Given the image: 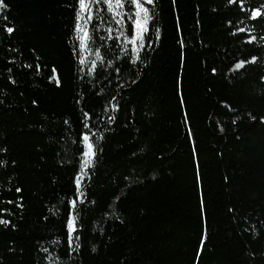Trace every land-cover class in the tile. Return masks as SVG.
I'll use <instances>...</instances> for the list:
<instances>
[{
  "label": "trees",
  "instance_id": "16d2710c",
  "mask_svg": "<svg viewBox=\"0 0 264 264\" xmlns=\"http://www.w3.org/2000/svg\"><path fill=\"white\" fill-rule=\"evenodd\" d=\"M4 2L0 264H264V0H153L138 56L98 4L87 63L80 0Z\"/></svg>",
  "mask_w": 264,
  "mask_h": 264
},
{
  "label": "rangeland",
  "instance_id": "374dc122",
  "mask_svg": "<svg viewBox=\"0 0 264 264\" xmlns=\"http://www.w3.org/2000/svg\"><path fill=\"white\" fill-rule=\"evenodd\" d=\"M140 2L143 4L145 8L148 9L147 13V24L143 26V28H137L135 21L137 20V12H139V9L136 7V4L134 0H122V6L119 8L115 7V0H112V7L110 9V6L108 3L105 2V0H99V3L96 2V0H85V3L88 5L87 10H82L80 8L79 13V25L83 28V31H78V37L81 43V48L83 51V57L82 62L87 63L90 58V50L88 48L89 45V24L91 20L94 18L96 14V8L98 4H104L107 7V10L109 14L112 17L113 25L115 26L116 30L125 38L126 42L129 44V46L134 51L135 55L138 56L139 53L142 51V49L145 46L146 41V34L148 32V25L151 18L149 3H147V0H140ZM153 2V0H152ZM152 4V3H151ZM144 13H140V19L141 23L143 24V17ZM131 21L134 26V33L131 37L128 36V22ZM98 56L94 54V59H96ZM88 137V140L85 141L86 150L84 153V159H83V171L79 175L80 183L78 184L79 188H81L82 181L84 179V170H86L89 166H91L93 162V158L95 155V147L92 143L90 135H85ZM84 136V137H85ZM91 144V152L92 155H86V153L89 152L88 145ZM90 161V162H89ZM87 165V166H86ZM76 205L73 204V206ZM74 220V217L72 216L71 222ZM70 222V231L71 233H74L73 227L76 230V224L74 220V224Z\"/></svg>",
  "mask_w": 264,
  "mask_h": 264
},
{
  "label": "snow or ice",
  "instance_id": "6c2138e0",
  "mask_svg": "<svg viewBox=\"0 0 264 264\" xmlns=\"http://www.w3.org/2000/svg\"><path fill=\"white\" fill-rule=\"evenodd\" d=\"M96 2L99 3V0H96ZM105 2L109 4L110 9H111V7H112V0H105ZM134 2L136 4V7L139 9V12H137V14H136L137 15V20L135 21L136 26H137V28H143V26L147 24V20H148V17H147L148 9L143 6V4L140 2V0H134ZM230 2L235 3L236 0H230ZM147 3L151 4L152 3V0H147ZM121 6H122V0H115V7L116 8H119ZM6 7H7V5L5 4L4 0H0V9H4ZM80 8L82 10H87L88 5L85 3V0H80ZM140 13H144L145 14L144 17H143V24L141 23ZM262 15H264V13H262L260 10H255L252 13V18L255 19V18L260 17ZM77 29H78V31H81V32L83 31V28L79 24L77 25ZM13 31H14L13 28H11V27L7 28V32L8 33H12ZM240 31H243V29H240ZM252 39L254 40L255 37H252ZM255 59L256 58L253 57L252 58V62H254ZM243 63L244 62H241V63L237 64L236 65V68L239 69L240 67H242L243 66ZM84 140L87 141L88 140V137L85 136L84 137ZM88 147H89V152L86 153V155H89L90 156V155H92V152H91L92 146H91V144H89ZM79 183H80V180L77 179V184H79ZM17 191H19V189H17ZM73 204H75V201H73ZM9 223H10V221H6V220H3V219H0V224L7 225ZM71 223L74 224V220ZM73 231H75V228L74 227H73Z\"/></svg>",
  "mask_w": 264,
  "mask_h": 264
}]
</instances>
